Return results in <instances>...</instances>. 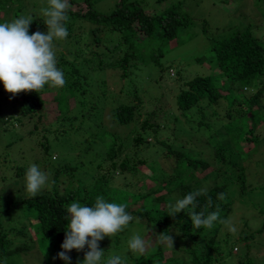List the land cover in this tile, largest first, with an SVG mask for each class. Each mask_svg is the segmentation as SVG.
<instances>
[{
  "label": "trees",
  "instance_id": "16d2710c",
  "mask_svg": "<svg viewBox=\"0 0 264 264\" xmlns=\"http://www.w3.org/2000/svg\"><path fill=\"white\" fill-rule=\"evenodd\" d=\"M28 1L31 0H0V14L7 15L9 10H4L12 2L19 9L11 14L10 21L18 18L25 10L21 6ZM166 1L157 0L158 4ZM44 2L47 8V0ZM69 3L65 27L67 38L74 37V49L66 48L65 54L56 56L57 67L64 73V87L57 90L45 85L46 91L43 88L38 93L21 92L10 99L11 94L0 86V114L2 105L13 103L17 105L20 118H35L36 127L28 134H40L37 127H41L42 131L45 129L42 134L59 135L52 137L53 141L59 139L60 134H68L74 144V170L67 165L57 169L50 191L22 202L37 236L44 243L55 241L54 248L61 251L70 220L67 207L73 202L93 206L100 196L106 202L126 205V211L134 218L139 217V222L133 219L114 237H105L99 246L121 249L122 245H128L126 235L133 228L140 231L139 235L142 232L145 239L154 233L169 234L172 229L173 249L159 242L145 257L144 264H258L250 253L248 241L259 243L264 239V221L258 230L241 235L239 241L243 245L239 254L233 256L234 243L228 231L223 233L227 238L215 240L225 224L216 222L211 229H195L189 209L173 218L168 216L167 202L174 191L181 199L200 190L202 180L219 175L215 170L220 171L217 163H221L229 169L224 175L235 180L237 197L242 204L254 210L260 207L255 201L264 196V165L254 162L259 170L250 174L248 163L260 148L264 149V137L255 134L258 127L264 125V106L260 105L264 103V34L252 29L251 23L243 29L238 28L239 23L233 27L224 25L220 35L207 37V56L194 60L197 65L212 68L216 76L195 75L191 70L176 71V78L171 79V83L179 86L174 101L169 102L167 98H171L163 92L160 100H156L159 106L152 110L143 98H151L149 90L157 87L146 85L145 76L152 75L147 70L164 69L165 56L187 41L183 32L187 33L192 27L190 18L175 6L164 12L145 9L142 0H118L109 13H98L91 0H69ZM253 11L264 20L260 0L253 3ZM28 15L33 17L29 34L36 32L39 25L47 32L43 17L25 12L24 16ZM205 26L203 31L207 34L209 26ZM173 110L188 122V128H177L178 117L173 116ZM104 111L111 115L109 127L114 125L118 131L126 129L124 137L106 130L102 124ZM163 125L172 135L158 142L166 153L164 159L161 157L165 163L156 168L154 159L149 163L148 158L139 153L154 150L156 153L158 146L150 143L148 136L160 134ZM179 131L183 134H173ZM179 135L185 138L177 142ZM48 142L41 144L44 153L49 152ZM97 142L99 144L95 145ZM173 142L178 144L176 149L171 147ZM127 150L133 156L125 153ZM241 162L246 164L240 166ZM23 170L27 171L19 168L17 175ZM77 177H87L90 188L74 187L71 182L61 185V179L65 178L70 181L74 178L75 184L79 181ZM231 184L232 181L228 186L212 185L205 191L206 195L197 197L196 211L207 215L219 206L221 219L229 221L235 194ZM218 193H224L223 200L217 198ZM209 197L212 206L205 208ZM7 202L11 204L10 199ZM259 213L264 215V209L259 208ZM150 227L154 232L146 231ZM6 240V235L0 234V264H8V258L21 250H9ZM226 246L230 251L224 249ZM28 249L25 247L26 252ZM169 249L171 254L166 258L164 254ZM44 250H47L45 255L49 254L44 259L52 262L48 257L54 254L53 258L58 252L52 254L53 250ZM86 251L87 248L81 252L70 251L71 264H82ZM132 261L141 264L142 258L138 256ZM101 264L107 262L101 261Z\"/></svg>",
  "mask_w": 264,
  "mask_h": 264
},
{
  "label": "rangeland",
  "instance_id": "374dc122",
  "mask_svg": "<svg viewBox=\"0 0 264 264\" xmlns=\"http://www.w3.org/2000/svg\"><path fill=\"white\" fill-rule=\"evenodd\" d=\"M44 1L45 0H31L25 2V4L21 6V8L25 9L22 15H24L25 12L32 15L36 13L37 16L46 19L43 13L41 14L39 11L41 8H45ZM117 1L118 0H91V3H93L92 6L98 13H109ZM256 1L257 0L254 2L253 0H167L165 3L158 4L157 0H142V3L144 5L146 4L144 6L145 9L154 10L155 12H164L174 6L179 7L181 12L185 13L192 21V27L190 30L187 33L183 32V38L186 37L187 41L183 45L170 51L168 55L165 56L164 69L162 71L155 69L154 72L150 71V68L147 70L153 76H145L144 80L146 85L149 83L151 86L157 87V89L149 90L151 91V98H143L144 102L151 106L150 109L154 110L159 106V103L156 100L159 99V95L163 92V95L167 94L171 98V100L167 98L169 102L174 101L173 99L178 92L179 86L173 82L171 83V79L176 78V71L188 72L191 70V72L195 75L216 76L214 71H212V68H209V66L206 67L205 65H197L194 60L202 56H207L209 50V40L207 37L209 36V38H215L220 35L221 31L224 30V25L233 27L239 23L241 27L238 28L243 29L246 26H249L247 25L248 23H251L252 25L250 27L252 29L264 34V20L258 12L253 11V3ZM260 4L264 8V1L261 2L260 0ZM17 9H19L18 5L10 3V12L7 15L4 13L0 14V23L10 22L11 14ZM8 10L9 7H6L4 12ZM203 26H209L207 34L203 31ZM30 28H32V23ZM36 31L46 33V29L41 25L38 26ZM73 40L74 37L71 36L70 38H66L64 40L54 41V51L56 56H59L60 53H64L66 48L71 50L74 49ZM167 66H171L170 70H165V67ZM158 83L160 87H158ZM0 86H3V84L0 83ZM55 89L60 90L61 88ZM44 91H46L45 88ZM260 105L264 106V103L261 102ZM44 110H47V105L44 107ZM106 111H104L105 119L102 121V124L106 126V130L113 134H118L121 138L124 137L123 134L126 133L125 128H121L119 130L121 131L120 133L116 126H108L111 124L112 120L110 119L111 115L109 112L106 113ZM173 116L178 117V122L176 123L177 128L181 126L183 130L185 125L188 128V122H184L180 113L173 110ZM166 119L168 120V115ZM35 122V118L32 117L20 118L17 105L13 103H5L2 105L0 114V234L1 236L6 235L9 250L16 251L21 248L18 253L11 258H8V264H54V262H56L55 264H64V261L57 259L53 260L52 258L54 255L53 253L59 252L57 246L56 249L54 248L55 241H51L50 243L48 241L45 243L44 241L42 242L40 240V236H37L35 228L30 225L31 217L25 211L22 204L24 199L31 198L25 190L26 171L23 170L20 175H17V171L19 168L28 169L32 164L38 165L41 171L45 172L49 177L48 183L42 188L40 193L50 191L52 188V178L57 169L67 165L74 170V155L72 153L74 144L69 140L68 134H60V138L53 141L51 138L59 135L56 134L49 136L48 134H42L45 129L42 131L41 127H37V132L40 134H28V132L33 131L36 127ZM159 132L160 134L148 136V141L150 143H155L158 146L156 153L155 150L139 153V156L148 158L149 163L152 159H154L156 162H153V164L156 168H160L159 165L162 166V164L165 163L161 157H165L166 153L165 149H161L159 147L158 142L163 141L168 138L169 135H172L169 134L170 129L166 128V125H163ZM182 132L183 131H179L173 134H183ZM255 134L259 135V138L264 137V125H260ZM43 136H46V139L43 140ZM184 138V135H179L177 142ZM47 140H49L47 144L49 146V152L44 153L41 144L43 141L47 142ZM177 142H173L174 144L171 146L173 149L178 147ZM97 144L99 143L97 142L95 145ZM92 150H95L94 146H92ZM125 153H129L133 156V153L130 152V150H127ZM231 155L235 156L236 154L232 153ZM226 156L228 157L229 154H226ZM54 157H56L55 160ZM170 160L171 159H168L167 161ZM256 161H260L262 165H264V149L260 148L259 153L253 155L251 159H249L248 164L250 166V174L259 170L254 166V162ZM245 164L246 163L241 162L240 166ZM217 168L220 169V171L215 170V172L219 175H213L211 179L202 180L200 182V190L207 191L214 184L228 186L232 181L231 189L235 190V194L233 196L234 201L232 204V214L229 216V225L221 229L219 235L215 236V240L217 241L223 239L224 237L227 238V236L223 233L228 231L230 233L229 238L231 243H234L232 254L233 256H236L239 254L241 246L243 245V243H240L239 241L241 235H248L251 231L258 230L264 221V215L259 213V208L264 209V196L255 201V204L260 206L258 209L255 208L254 210L244 206L242 204V200L237 197L238 188L234 185L235 180L224 175L228 173L229 169L221 163H217ZM230 176H232V174H230ZM77 178L79 181L75 184L74 178L73 181H70L67 178L64 180L61 179V185L66 186L69 182H71L74 187L85 186L86 188H90L91 182L87 177ZM147 184L150 185V183ZM119 186L122 185L119 184ZM8 199H10L11 204L7 202ZM176 199H180V197L178 192L174 191L171 199L167 202V205L169 203H174ZM19 207L22 208V211ZM3 211L4 214H2ZM232 227L235 228L234 232L231 230ZM173 229H176V227H173ZM139 232L140 231L137 230V228H133L128 231L126 236L128 240H130ZM169 234H173L172 229H170ZM140 235H142V232ZM159 239V233L151 234L150 237L146 239L147 248L143 254L132 252L128 248V245H122L121 249L112 245H100V248L104 250V255L101 261L107 262V260L112 256H120L123 264H133L132 259L140 256L142 258L141 264H144L146 262L145 257L149 256L151 251L157 247ZM121 241L123 242V240ZM257 242L258 241H248L251 245L250 253L252 257L256 259L258 264H261L264 261V239H261L259 243ZM219 244H221V242H219ZM231 246L232 245H230V247ZM25 247H29L27 252L25 251ZM230 247L226 246L224 249L229 250ZM44 248L53 250V255L48 257L49 260H52V262L48 263L47 260L44 259L49 255L44 254V251H47L44 250ZM42 253L44 254V257ZM170 254L171 250L169 249L165 251L164 256L168 258ZM132 256H135V258H131ZM129 259L131 262L127 261Z\"/></svg>",
  "mask_w": 264,
  "mask_h": 264
},
{
  "label": "clouds",
  "instance_id": "9594fccd",
  "mask_svg": "<svg viewBox=\"0 0 264 264\" xmlns=\"http://www.w3.org/2000/svg\"><path fill=\"white\" fill-rule=\"evenodd\" d=\"M8 7L10 12V3ZM70 7L69 0H48V7L42 9L46 17V33L36 31L29 34L33 21L31 15H21L10 22L0 23V83L11 94L10 99L21 92L38 93L46 84L54 88L64 87L66 81L64 73L57 67L54 41L64 40L68 36L65 22L68 20L67 11ZM48 179V175L38 165L32 164L25 173L27 194L30 197L38 195ZM201 195H206V192L195 190L176 199L174 203H169L168 216L175 218L178 213L189 209V218L195 229H211L216 222L229 225V221L221 219L219 206L207 215L204 211H196L197 197ZM217 198L223 200L224 193H218ZM211 206L212 200L209 197L205 208ZM67 213L70 220L60 245L62 250L53 257L64 261V264H71V257L68 255L70 251L81 252L85 248L87 251L82 264H101L104 250L100 248L99 242L123 231L133 219L139 222V217L134 218L126 211V205L106 202L100 196L93 206L71 203L67 207ZM231 230L234 232L235 228L232 227ZM146 231L154 232V229L150 227ZM159 235V242L173 249V236L168 233ZM128 248L134 253L143 254L147 241L139 234L134 235L128 241ZM107 264H123V261L120 256H112Z\"/></svg>",
  "mask_w": 264,
  "mask_h": 264
}]
</instances>
